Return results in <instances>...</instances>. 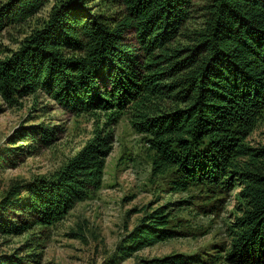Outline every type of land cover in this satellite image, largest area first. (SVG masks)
<instances>
[{"label": "trees", "instance_id": "1", "mask_svg": "<svg viewBox=\"0 0 264 264\" xmlns=\"http://www.w3.org/2000/svg\"><path fill=\"white\" fill-rule=\"evenodd\" d=\"M51 3L0 58V96L14 105L42 94L69 113L106 118L53 175L5 192L0 237L28 238L0 264H41L53 228L101 189L112 128L126 115L153 153V177L171 192L199 189L208 214L240 188L224 260L264 264V145L247 141L264 116V0H7L0 33L23 28ZM62 132L20 128L0 148V168H16ZM182 235L168 210L151 209L105 264ZM194 262L176 254L139 264Z\"/></svg>", "mask_w": 264, "mask_h": 264}, {"label": "rangeland", "instance_id": "2", "mask_svg": "<svg viewBox=\"0 0 264 264\" xmlns=\"http://www.w3.org/2000/svg\"><path fill=\"white\" fill-rule=\"evenodd\" d=\"M51 5L23 28L0 33V58L18 48L17 42L25 37L21 33L34 28L37 19L46 18ZM200 23L197 19L190 26L195 28ZM104 115L69 113L42 94L19 100L14 105L0 96V148L5 147L20 128L44 124L59 125L63 130L59 140L49 148L32 154L26 152L16 168H0V199L16 181L30 182L53 175L92 139L97 126L102 127L105 122ZM112 131L114 143L105 160L101 189L94 197L79 203L53 228V237L43 252L41 264H105L143 217L151 209L160 207L169 211L171 220L183 235L145 248L123 264H139L176 254L195 257L194 264H227L224 251L231 241L238 205L236 195L240 188H235L225 198L220 210L206 214L201 210L205 202L204 193L199 189L174 193L164 180L153 177V153L145 136L132 127L128 115L119 120ZM247 141L255 147L264 145V116ZM17 147L24 149L27 144ZM27 238L28 235L0 237V254L13 252Z\"/></svg>", "mask_w": 264, "mask_h": 264}]
</instances>
